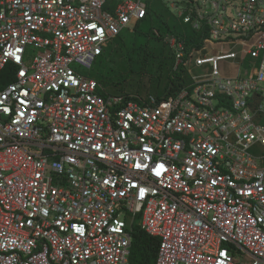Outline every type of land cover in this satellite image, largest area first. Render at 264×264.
I'll use <instances>...</instances> for the list:
<instances>
[{
    "label": "built area",
    "instance_id": "obj_1",
    "mask_svg": "<svg viewBox=\"0 0 264 264\" xmlns=\"http://www.w3.org/2000/svg\"><path fill=\"white\" fill-rule=\"evenodd\" d=\"M149 5L0 0V264H132L135 227L155 264H264V0H171L187 83L108 94L83 70Z\"/></svg>",
    "mask_w": 264,
    "mask_h": 264
},
{
    "label": "rangeland",
    "instance_id": "obj_2",
    "mask_svg": "<svg viewBox=\"0 0 264 264\" xmlns=\"http://www.w3.org/2000/svg\"><path fill=\"white\" fill-rule=\"evenodd\" d=\"M149 3L152 5L151 17L139 25L136 35H133L134 31L124 33L121 38L106 46L103 56L91 71L83 70L90 78L102 82L108 94H118V87H124L120 93H138L143 96L151 94L158 97L162 93L159 86L162 88L166 85L171 70L173 72L175 59L167 36L187 32L183 29L186 26L177 12L170 8L171 0H151ZM153 32L158 38L149 36ZM221 65H227L228 75H237L236 69L230 68L228 62ZM115 83L119 84L117 88H113ZM251 152L259 156L260 146H254ZM236 257L243 260L247 254L237 252Z\"/></svg>",
    "mask_w": 264,
    "mask_h": 264
},
{
    "label": "trees",
    "instance_id": "obj_3",
    "mask_svg": "<svg viewBox=\"0 0 264 264\" xmlns=\"http://www.w3.org/2000/svg\"><path fill=\"white\" fill-rule=\"evenodd\" d=\"M151 0H148L150 2ZM152 5H149V10H148V16L146 17L145 20L139 21L136 26L134 27V33L133 35H136L137 29L141 23L144 21H147L151 17V7ZM186 28H183L187 32H179V33H173L172 35H168L170 37H174L180 41H183L185 43V46H190L192 44H197L201 41L200 36L198 34L193 33L187 25H185ZM177 27V26H176ZM178 28V27H177ZM182 29V30H183ZM168 31V30H167ZM169 32V31H168ZM142 34V33H141ZM144 36H147L148 34H142ZM153 38H158V36L155 35L153 32L151 35ZM120 36L119 38H121ZM118 39V38H117ZM170 47V46H169ZM171 50V48H170ZM173 53V51L171 50ZM174 58V54H173ZM173 73V75H172ZM169 80L167 81V84L164 85L162 88L159 86L160 90L162 91L161 95L158 96L157 98H162L166 96H170L172 94H175L180 90L185 83H187V80L185 79L186 76L185 74L182 73V71H179L177 74L172 72L169 75ZM177 78V79H176ZM100 82V81H98ZM11 83L10 78L7 76L6 72H1L0 73V90L4 89L8 84ZM100 84L103 85L102 82ZM119 86L118 83H115L113 85V88H117ZM108 88V87H106ZM124 87H118V94H127V95H139L138 93L136 94H131V93H120L122 92ZM143 96V95H141ZM156 97V96H155ZM133 242L131 246V251H130V262L132 264H155L156 259H157V252H158V241L157 239L147 235L144 231L141 229L135 227L133 230Z\"/></svg>",
    "mask_w": 264,
    "mask_h": 264
},
{
    "label": "clouds",
    "instance_id": "obj_4",
    "mask_svg": "<svg viewBox=\"0 0 264 264\" xmlns=\"http://www.w3.org/2000/svg\"><path fill=\"white\" fill-rule=\"evenodd\" d=\"M144 20H145V19H144ZM141 21H143V20H141ZM181 21H182V20H181ZM137 23H138V22H137ZM137 23H136V24H137ZM182 23H183L184 25H187V26H188V24H185L183 21H182ZM136 24H135V25L133 26V28H132L133 31H134V27L136 26ZM188 27H189V26H188ZM189 29H190V28H189ZM133 31H131V32H133ZM126 32H129V31H126ZM126 32H125V33H126ZM123 34H124V33H123ZM123 34H122V35H123ZM122 35H121V36H122ZM119 37H120V36H119ZM119 37H118V38H119ZM167 37H169V36H167ZM116 39H117V38H116ZM116 39H113L109 44L113 43L114 40H116ZM107 45H108V44H107ZM169 46H170V44H169ZM171 50H172V49H171ZM100 58H101V57H100ZM92 79H93V78H92ZM99 83H100V82H99Z\"/></svg>",
    "mask_w": 264,
    "mask_h": 264
}]
</instances>
